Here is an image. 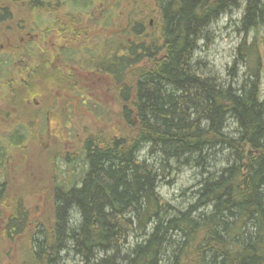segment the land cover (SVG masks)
Instances as JSON below:
<instances>
[{
    "label": "trees",
    "instance_id": "16d2710c",
    "mask_svg": "<svg viewBox=\"0 0 264 264\" xmlns=\"http://www.w3.org/2000/svg\"><path fill=\"white\" fill-rule=\"evenodd\" d=\"M147 1L114 0L106 11L111 18L118 10L121 26L116 40L101 42L93 67L113 78L123 126L87 138L82 167L57 175L48 218L28 233L22 264H63L65 255L80 264H264L257 36L264 0ZM92 3L0 0V25L34 16L32 23L44 28L51 13L52 27L59 23L55 12H62L66 21L59 27L67 24L68 34H76ZM234 9L251 37L246 49L247 36L242 39L230 70L234 75L242 63V75L226 83L207 74L197 54L208 27ZM89 20L87 27L95 23ZM15 137L21 142L23 136ZM180 167L198 169L200 176L184 209L158 192L162 178ZM14 213L6 221L9 237L23 233L27 219L20 205ZM1 258L0 248V264Z\"/></svg>",
    "mask_w": 264,
    "mask_h": 264
},
{
    "label": "rangeland",
    "instance_id": "374dc122",
    "mask_svg": "<svg viewBox=\"0 0 264 264\" xmlns=\"http://www.w3.org/2000/svg\"><path fill=\"white\" fill-rule=\"evenodd\" d=\"M113 2L93 0L88 20L95 23L87 27L88 20L83 16L74 27L76 34H68L67 24L59 27L66 21L62 12H55L59 23L52 27L51 13L44 15L48 21L44 28L32 23L34 16L20 25H0V140L5 141L0 150L2 264H22L28 233L48 218L50 190L57 175L65 168L82 167L83 142L89 137L115 134L117 126H123L113 78L93 67L103 51L101 42L109 36L118 38V10L111 18L106 17ZM147 3L150 6V0ZM240 15L241 11L234 9L212 23L197 54L206 73L226 83L240 77L244 70V65L237 63L234 75L230 73L236 49L247 36L240 29ZM257 31L261 40L260 94L264 99V25ZM250 37L251 33L243 48ZM114 48L113 43L107 45L109 50ZM14 134H22L21 142L18 137L12 138ZM145 151L143 154L148 155ZM198 172L189 167L172 171L162 178L159 194L176 209H184L200 178ZM17 205L27 219L23 233L9 237L6 221L15 214ZM62 262L80 264L71 255H65Z\"/></svg>",
    "mask_w": 264,
    "mask_h": 264
}]
</instances>
